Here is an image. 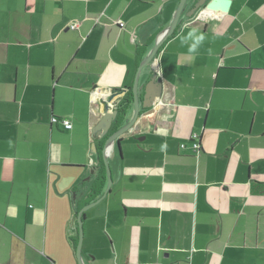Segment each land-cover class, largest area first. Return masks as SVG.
Masks as SVG:
<instances>
[{"label":"crops","instance_id":"crops-1","mask_svg":"<svg viewBox=\"0 0 264 264\" xmlns=\"http://www.w3.org/2000/svg\"><path fill=\"white\" fill-rule=\"evenodd\" d=\"M180 1L0 0V264H79L108 183L92 127L112 88L132 116ZM194 2L139 75L162 98L115 141L85 264H264V0Z\"/></svg>","mask_w":264,"mask_h":264},{"label":"water","instance_id":"water-1","mask_svg":"<svg viewBox=\"0 0 264 264\" xmlns=\"http://www.w3.org/2000/svg\"><path fill=\"white\" fill-rule=\"evenodd\" d=\"M188 0H181L179 6L176 10L174 19L172 24H170L166 29H164L160 35L157 37V40L150 50L149 54L142 60L138 67V71L136 73V77L134 80V84L131 90H133V114L131 117H126V110L123 108L126 107V101H122L120 98L115 99V95L121 93L123 91L122 88H112L110 90V94L106 96L102 101L104 103V112L102 118L97 122V124L92 127L93 133L97 138H99L103 142L102 155L103 161L105 163V168L107 171V187L102 196L96 199L93 202H90L83 206L78 213L77 221L79 228V239L76 254L78 258L79 264H85L82 260V246L84 239V212L89 209L91 206L99 203L109 192L112 186V170L109 164V156L112 148L114 147L115 141L119 136L130 130L138 121L141 116V106L143 108H153L154 104L157 103L158 100L162 98L163 94V82L161 78H159L157 73H154L148 82L139 84V75L142 69L151 63L154 59L157 58L158 52L163 45V43L175 33L177 25L181 21V15L185 8L187 7ZM232 4V0H195L193 6L190 11L187 12V15L192 17L196 13L199 12H211L212 11H228ZM143 91V92H142ZM123 118V119H122ZM122 121H125V124L116 128L113 131L117 124H120ZM113 131V132H112ZM95 149V145H94Z\"/></svg>","mask_w":264,"mask_h":264},{"label":"built area","instance_id":"built-area-1","mask_svg":"<svg viewBox=\"0 0 264 264\" xmlns=\"http://www.w3.org/2000/svg\"><path fill=\"white\" fill-rule=\"evenodd\" d=\"M76 23H73L72 24V28L76 27ZM58 121V118H53V122H57ZM63 123L65 124V127L67 128H71L72 127V124L66 120L63 121ZM194 139L196 140L193 144L195 150H199L200 149V143L199 141L197 140V137H194Z\"/></svg>","mask_w":264,"mask_h":264},{"label":"trees","instance_id":"trees-1","mask_svg":"<svg viewBox=\"0 0 264 264\" xmlns=\"http://www.w3.org/2000/svg\"><path fill=\"white\" fill-rule=\"evenodd\" d=\"M119 23H120V25H123V24H124V22H119ZM130 97H131V99H130ZM130 97H127V98H126V100H127L128 102H129V100H131V101L133 100V98H132V97H133V94H132V93L130 94ZM53 118H57V117H53ZM64 120H65V119H62V118L60 119V118H58V121L63 122ZM58 121H57V122H58ZM66 121H67V120H66ZM68 122H69V121H68ZM70 123H71V122H70ZM71 124H72V123H71ZM117 125H118V126H117V127L115 126L114 130H116V128L120 127V124H117ZM64 127H65V124H64ZM72 127H73V124H72ZM72 127H71V128H72ZM66 128H67V127H66ZM71 128H67V129H71ZM193 140H194V139H193ZM100 142H101V148H102V147H103V142H102V141H100ZM94 197H95V196H94ZM94 197H93V198H94ZM97 197H98V196H97ZM97 197H95L94 199H96ZM81 208H82V206H80L79 210H80ZM78 212H79V211H78ZM74 243H75V245H76V244H77V240H74Z\"/></svg>","mask_w":264,"mask_h":264},{"label":"clouds","instance_id":"clouds-1","mask_svg":"<svg viewBox=\"0 0 264 264\" xmlns=\"http://www.w3.org/2000/svg\"><path fill=\"white\" fill-rule=\"evenodd\" d=\"M204 39L203 36L200 37V40L202 41ZM190 51H195V48L190 49Z\"/></svg>","mask_w":264,"mask_h":264},{"label":"rangeland","instance_id":"rangeland-1","mask_svg":"<svg viewBox=\"0 0 264 264\" xmlns=\"http://www.w3.org/2000/svg\"><path fill=\"white\" fill-rule=\"evenodd\" d=\"M197 14V13H196Z\"/></svg>","mask_w":264,"mask_h":264}]
</instances>
